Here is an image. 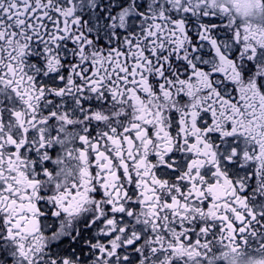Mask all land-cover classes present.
<instances>
[{
    "label": "snow or ice",
    "instance_id": "6c2138e0",
    "mask_svg": "<svg viewBox=\"0 0 264 264\" xmlns=\"http://www.w3.org/2000/svg\"><path fill=\"white\" fill-rule=\"evenodd\" d=\"M0 264H264V0H0Z\"/></svg>",
    "mask_w": 264,
    "mask_h": 264
}]
</instances>
